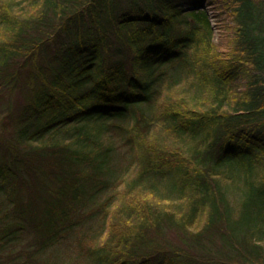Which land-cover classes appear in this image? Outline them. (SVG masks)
<instances>
[{
  "label": "trees",
  "instance_id": "16d2710c",
  "mask_svg": "<svg viewBox=\"0 0 264 264\" xmlns=\"http://www.w3.org/2000/svg\"><path fill=\"white\" fill-rule=\"evenodd\" d=\"M66 240L264 264V0H0V264Z\"/></svg>",
  "mask_w": 264,
  "mask_h": 264
},
{
  "label": "rangeland",
  "instance_id": "374dc122",
  "mask_svg": "<svg viewBox=\"0 0 264 264\" xmlns=\"http://www.w3.org/2000/svg\"><path fill=\"white\" fill-rule=\"evenodd\" d=\"M217 33L219 34V29H217ZM116 209H117V207H113L111 209V211H110L109 219H111L112 217H113V219H112V221L111 220L109 221V226H108L109 228H110L111 225L113 227L115 225V223H116V221H115L116 219L114 217L115 213H116ZM114 211H115V213L113 215ZM87 240H89V237L86 238V241ZM60 251H61V253L60 252L58 253L59 254V258L58 259L54 258V260L47 261V264H49V263L50 264H52V263H54V264H91L90 262H85V261H83L81 259V258H84V256H83L84 255V251L81 249V251H82L81 254H83L82 257H81L80 256L81 254L79 255L77 249H75L73 247L71 240L64 241L63 245H61V250ZM45 259L46 258H41L40 262L34 261V262L30 263V264H42V263H44ZM55 260H58L57 263L55 262Z\"/></svg>",
  "mask_w": 264,
  "mask_h": 264
}]
</instances>
